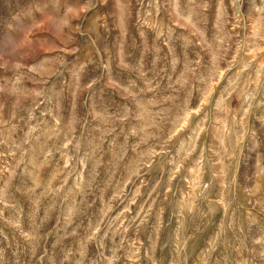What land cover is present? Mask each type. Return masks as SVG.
I'll return each instance as SVG.
<instances>
[{"label": "rangeland", "instance_id": "374dc122", "mask_svg": "<svg viewBox=\"0 0 264 264\" xmlns=\"http://www.w3.org/2000/svg\"><path fill=\"white\" fill-rule=\"evenodd\" d=\"M0 264H264V0H0Z\"/></svg>", "mask_w": 264, "mask_h": 264}]
</instances>
